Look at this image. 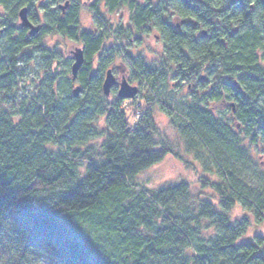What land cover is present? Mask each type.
Returning a JSON list of instances; mask_svg holds the SVG:
<instances>
[{
	"label": "clouds",
	"instance_id": "1",
	"mask_svg": "<svg viewBox=\"0 0 264 264\" xmlns=\"http://www.w3.org/2000/svg\"><path fill=\"white\" fill-rule=\"evenodd\" d=\"M192 2L0 0L5 188L107 264H264V0ZM59 259L0 211V264Z\"/></svg>",
	"mask_w": 264,
	"mask_h": 264
},
{
	"label": "trees",
	"instance_id": "2",
	"mask_svg": "<svg viewBox=\"0 0 264 264\" xmlns=\"http://www.w3.org/2000/svg\"><path fill=\"white\" fill-rule=\"evenodd\" d=\"M184 3L190 8L195 7L192 0H184ZM186 23L192 22L186 21ZM176 31H179L178 26ZM206 35V33H201V36ZM0 59L3 58L0 57ZM93 75H95L94 72ZM201 79L205 78L201 77ZM225 83L239 91L238 86L230 78H226ZM246 101L245 96L242 103ZM258 124L264 128V116H261ZM9 183L4 173L0 172V211H6L17 224L23 225L33 238H39L52 245L53 254L60 258L59 264H107L102 254L93 253L86 243L75 237L74 228L71 226L76 222L71 216L61 209L51 207L43 198L16 199L19 189L5 188V185ZM257 237L262 239L261 234ZM241 244L252 246V241H241ZM259 255H264V253Z\"/></svg>",
	"mask_w": 264,
	"mask_h": 264
},
{
	"label": "rangeland",
	"instance_id": "3",
	"mask_svg": "<svg viewBox=\"0 0 264 264\" xmlns=\"http://www.w3.org/2000/svg\"><path fill=\"white\" fill-rule=\"evenodd\" d=\"M71 227L74 228V235L75 237L80 240L81 242H84L88 245V247H90L91 251H93V253L96 254H100L95 246L92 244V242L90 241V239L88 238V236L83 232V230L79 227L78 224H73ZM261 234L259 231L256 233V235ZM262 235V234H261ZM244 241H251V240H244ZM243 242V241H242Z\"/></svg>",
	"mask_w": 264,
	"mask_h": 264
},
{
	"label": "water",
	"instance_id": "4",
	"mask_svg": "<svg viewBox=\"0 0 264 264\" xmlns=\"http://www.w3.org/2000/svg\"><path fill=\"white\" fill-rule=\"evenodd\" d=\"M25 12H27V9L25 10ZM22 15H23V13H22ZM26 23H27V21H25V24ZM21 27H23V26H21ZM36 32H37V29H33L31 35H35ZM75 55L78 58V63L75 65V67L73 69L74 72L80 68V63H82V60L80 59V53L77 52ZM112 83H114V81L112 80V77L109 76L108 84H112ZM106 90H107V86H106ZM135 91H136L135 89L129 88L127 85H125L122 92H121V95L122 96L123 95H133L135 93ZM261 237H262V239H264V234H262Z\"/></svg>",
	"mask_w": 264,
	"mask_h": 264
}]
</instances>
